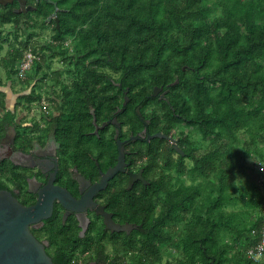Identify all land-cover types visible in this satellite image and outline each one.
I'll return each instance as SVG.
<instances>
[{"label": "trees", "instance_id": "obj_1", "mask_svg": "<svg viewBox=\"0 0 264 264\" xmlns=\"http://www.w3.org/2000/svg\"><path fill=\"white\" fill-rule=\"evenodd\" d=\"M55 1L63 9L59 25L55 23L57 42L41 48L42 60L34 69L41 72L56 57L68 65L71 84L64 82L62 71L42 76L65 90L74 88L65 95L66 111L82 114L92 126L88 105L97 107L99 101L82 100L83 92L76 90L114 86L103 74L122 72L137 102L156 86L169 90L161 114L168 131L181 128L185 156H179L178 165L168 156L164 170L175 176L168 177L161 212L137 221L148 232L136 242L137 264L143 259L161 262V248L174 237L165 228L173 223L184 229L174 244L179 264H264L247 256L248 248L259 242L264 223V183L252 182L245 165L252 156L264 164V0ZM53 11L52 4L41 1L39 23L33 31L28 26L30 35L19 43L21 18L13 7L0 12L1 42L11 44L0 63L15 76L25 50L39 48L34 38ZM9 23L15 25L13 41L2 36ZM176 79L179 83L169 88ZM32 81L28 76L24 85L33 86ZM0 105L5 107L4 93ZM162 115L155 118L159 121ZM6 118L13 116L8 113ZM180 122L195 132H185ZM243 131L248 134L245 141L238 135ZM154 207L145 206L152 213Z\"/></svg>", "mask_w": 264, "mask_h": 264}, {"label": "flooded vegetation", "instance_id": "obj_2", "mask_svg": "<svg viewBox=\"0 0 264 264\" xmlns=\"http://www.w3.org/2000/svg\"><path fill=\"white\" fill-rule=\"evenodd\" d=\"M41 1L48 2L24 0L22 5L19 0H0L1 13L13 7L21 18L18 42L30 35L28 26L33 31L31 27L39 23L36 11ZM59 9L58 14L63 11ZM53 12L46 18L52 33L48 45L57 42L53 40ZM46 24L38 29L40 35L33 42L42 38ZM7 25L15 29L12 23ZM103 75L114 86L106 83V87L76 90L83 92L82 100L99 101L97 107L88 105L92 126L82 114L66 111L65 95L72 93V86L56 90L51 81L53 87L37 89L38 78L33 86L0 90L5 94V107L0 105V190L11 192L27 208L47 205L32 216L30 230L54 264H66L71 255L74 257L67 264H137L136 242L148 233L137 221H146L149 213L159 216L168 177L171 173L175 176L174 171L164 170L168 156L176 165L183 156L174 148L181 149V128L168 131L161 114L162 101L169 102V91L156 86L145 96L147 102L144 98L137 102L136 92L124 85L122 72L106 71ZM62 77L65 83H72L69 72H63ZM26 80L19 79L22 84ZM28 96L34 100L29 101ZM8 113L13 119L6 118ZM158 114L162 115L159 121L155 118ZM104 124L95 133L96 126ZM113 169L117 172L108 179L106 175ZM150 204L155 206L153 213L145 208ZM116 225L127 229L113 230ZM165 229L174 237L161 248L162 260L155 264H179L174 244L181 240L183 225L173 223ZM165 248L176 254L175 262L165 259ZM150 263L151 259L142 261Z\"/></svg>", "mask_w": 264, "mask_h": 264}, {"label": "water", "instance_id": "obj_3", "mask_svg": "<svg viewBox=\"0 0 264 264\" xmlns=\"http://www.w3.org/2000/svg\"><path fill=\"white\" fill-rule=\"evenodd\" d=\"M11 1V0H10ZM22 5L24 0H19ZM54 6L53 15L56 17V23L59 25L58 11L60 10L56 1L46 0ZM179 83V79L172 82L168 87H173ZM160 88H155V93ZM167 90L165 93H167ZM127 104V99L124 106ZM103 126H96L95 133H98ZM161 136V135H159ZM174 148L181 154L185 153L179 149L177 145ZM120 159H123L121 153ZM117 169H113L107 173L110 179ZM104 184L107 180L104 179ZM43 206L35 208H27L22 205L14 195L5 190H0V264H54L48 256L43 243L38 241L30 230L31 218ZM43 208H47V205ZM113 230H126L127 226H112Z\"/></svg>", "mask_w": 264, "mask_h": 264}, {"label": "rangeland", "instance_id": "obj_4", "mask_svg": "<svg viewBox=\"0 0 264 264\" xmlns=\"http://www.w3.org/2000/svg\"><path fill=\"white\" fill-rule=\"evenodd\" d=\"M47 27H48V25L46 26V29L44 31L41 30L42 38H40L38 40V47L40 48V52H42L41 48L47 43L46 40L47 39L49 40V38L52 34L51 31ZM1 30H2V36L3 37L8 35L9 39L11 41H13L14 29L10 25L4 26ZM0 43H1V46H0V62H1V60L6 56L8 50L11 48V44H10V42L2 43L1 39H0ZM17 43H19V42H17ZM17 64L18 63H16V65ZM43 66H44L43 70L39 73L35 69H33L31 72H29V76H31V78L33 80L31 84H34L38 78L40 80L37 83V85L35 86V88L37 87V89L40 86H45V87H51L52 86L51 80L44 81L45 79L42 78L45 71H47L48 73L52 72L51 74H54L55 71L65 72L69 68L68 65L62 61L61 57H56L52 60L48 59L46 62V65H43ZM64 76H65V74H64ZM63 79H64V77H63ZM66 81H69V80H66ZM2 82L4 83V85H7V86L12 87V88H19V87L24 86V84H22L19 81L17 76H15L10 71L5 69L0 63V85ZM55 86H56V90H58L59 86L58 85H55ZM182 128L185 132H188V133H191V132L194 133L195 132V129H188L184 125L182 126ZM238 135L240 136V139H242V141H245L247 139V136H248V134L244 131L240 132ZM193 136L195 138L198 137L196 134H194ZM201 154H202V151L197 153V155H201ZM248 158L249 159L247 160V163L249 164L250 167H247V168H250L253 171V173L250 174V180L256 184H261V182H263L262 179L264 177V164H260L258 161L259 159L256 158L255 156L248 157ZM185 163L187 164V166H191V164H192L191 161L188 159L185 160ZM247 174H249L248 171H247ZM238 180H237L236 184L240 185L241 182H239ZM245 180H247V179H244V181ZM185 181L187 184H189L190 178L185 177ZM241 185H242V183H241ZM163 255L165 256L166 260L167 259L171 260V262H175V260H176V254L172 250H170L169 248H167V249L165 248Z\"/></svg>", "mask_w": 264, "mask_h": 264}, {"label": "built area", "instance_id": "obj_5", "mask_svg": "<svg viewBox=\"0 0 264 264\" xmlns=\"http://www.w3.org/2000/svg\"><path fill=\"white\" fill-rule=\"evenodd\" d=\"M41 60L42 56L39 48L35 50L30 47L25 50L23 58L16 65L17 78L26 80L29 76V72H31L35 64L41 62ZM247 256L256 263L264 260V223L260 230L259 242L248 248Z\"/></svg>", "mask_w": 264, "mask_h": 264}, {"label": "crops", "instance_id": "obj_6", "mask_svg": "<svg viewBox=\"0 0 264 264\" xmlns=\"http://www.w3.org/2000/svg\"><path fill=\"white\" fill-rule=\"evenodd\" d=\"M10 88H12V87H9V86H7V85H4L3 82H2L1 85H0V90H3V89H7V90H9ZM10 98H11V97H10ZM10 98H9V99H10ZM12 103H14L13 100L10 101V102H8L9 105H12ZM248 159H249V158H248ZM248 159H247V160H248ZM247 160H246L245 165H246V169H247V171H248V173H249V179H250V174L253 173V171H252V169L247 168V167L249 166V164L247 163ZM249 167H250V166H249ZM262 181H263V182H261V184L264 183V177H263Z\"/></svg>", "mask_w": 264, "mask_h": 264}]
</instances>
